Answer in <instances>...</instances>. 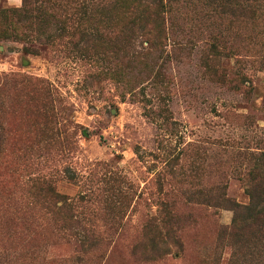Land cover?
I'll return each mask as SVG.
<instances>
[{"label": "rangeland", "instance_id": "374dc122", "mask_svg": "<svg viewBox=\"0 0 264 264\" xmlns=\"http://www.w3.org/2000/svg\"><path fill=\"white\" fill-rule=\"evenodd\" d=\"M212 1L0 0V264H264V0Z\"/></svg>", "mask_w": 264, "mask_h": 264}, {"label": "trees", "instance_id": "16d2710c", "mask_svg": "<svg viewBox=\"0 0 264 264\" xmlns=\"http://www.w3.org/2000/svg\"><path fill=\"white\" fill-rule=\"evenodd\" d=\"M238 1H242L244 3V1H246V0H220V1L213 0L212 3L218 4L217 6L222 7V9H227V11L234 12L233 8L240 7L237 3ZM247 8H250V6L248 5ZM251 193H252L251 194V202L252 201L258 202L260 200L259 195H261V193L260 194H256V192H251ZM261 200H262V198H261ZM248 209H251V207H248ZM259 213H260V211L258 210L256 214H245V216L242 219L243 226L244 227H251L253 224V225L257 226V229L260 227H264V214H262V213L259 214ZM250 217L254 218L253 221L250 220ZM236 218L237 217L235 215L233 218V222L236 221ZM233 226H234V224H233Z\"/></svg>", "mask_w": 264, "mask_h": 264}]
</instances>
